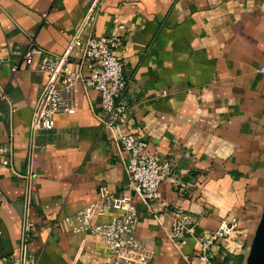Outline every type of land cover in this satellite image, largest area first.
I'll return each instance as SVG.
<instances>
[{"label": "crops", "instance_id": "1", "mask_svg": "<svg viewBox=\"0 0 264 264\" xmlns=\"http://www.w3.org/2000/svg\"><path fill=\"white\" fill-rule=\"evenodd\" d=\"M95 3V20L84 23ZM119 24L115 53L124 61L130 107L122 128L144 133L148 153L173 168L151 207L133 197L144 245L137 264H187L167 235L180 209L197 218L196 233L222 218L237 223L243 251L230 254L222 242L214 251L227 264H243L264 191V0H0V74L9 84L0 139L13 145L12 164L0 168V264H107L112 257L89 230L53 225L103 189L128 192L119 146L97 116L99 91L76 85L75 110L56 113L55 127L33 136L48 74L32 65L11 80V63L30 32L62 53L82 25L87 37L109 35ZM70 56L78 68L79 50ZM26 217L37 231L25 238ZM186 238L181 249L195 254L194 236Z\"/></svg>", "mask_w": 264, "mask_h": 264}, {"label": "built area", "instance_id": "2", "mask_svg": "<svg viewBox=\"0 0 264 264\" xmlns=\"http://www.w3.org/2000/svg\"><path fill=\"white\" fill-rule=\"evenodd\" d=\"M97 3L89 9L84 23L94 21ZM44 20L49 21V11L43 12ZM119 24L104 36L89 35L82 37L80 31L73 37L68 49L62 53L45 49L38 44L36 33L28 34L27 45L20 57L11 63V80L23 67L34 65L36 69L48 74V81L36 105L32 130L37 133L55 127L56 113L75 110L74 89L81 84L93 87L101 95V112L97 114L103 127L119 146L122 163L128 174V192L123 195L103 189L100 195L77 212L58 218L53 225L65 232L77 233L89 230L109 246L111 259L107 264H137L144 254L143 241L136 233L140 210L133 200L135 194L149 207L150 201L158 199L162 181L169 177L173 168L169 160L159 159L148 153V140L139 131H125L122 125L128 119L129 103L124 96L128 79L124 73V61L115 53L122 43L123 36ZM77 48L80 52L79 67H72L70 51ZM38 55L37 61L35 57ZM5 58L0 56V63ZM264 70V68H263ZM9 98V84L0 74V117L4 113L3 103ZM13 145L11 141L0 139V168L12 164ZM31 176V173L29 174ZM2 186L0 182V195ZM160 210L162 207L159 205ZM115 209L109 220L99 221L101 215ZM197 218L187 210L174 211L172 225L167 235L180 249L187 264H227L216 257L214 245L222 242L226 251L235 254L243 251L241 230L237 223L222 218L216 227L204 228L195 232ZM37 226L29 219L25 223V238L35 233ZM1 232V230H0ZM195 239L196 253L190 254L181 249L186 243V235ZM1 255V253H0ZM7 259V256L3 257ZM25 255L16 257L24 261Z\"/></svg>", "mask_w": 264, "mask_h": 264}, {"label": "water", "instance_id": "3", "mask_svg": "<svg viewBox=\"0 0 264 264\" xmlns=\"http://www.w3.org/2000/svg\"><path fill=\"white\" fill-rule=\"evenodd\" d=\"M27 220L28 218L26 217L25 223ZM243 264H264V191L262 210L251 237Z\"/></svg>", "mask_w": 264, "mask_h": 264}, {"label": "rangeland", "instance_id": "4", "mask_svg": "<svg viewBox=\"0 0 264 264\" xmlns=\"http://www.w3.org/2000/svg\"><path fill=\"white\" fill-rule=\"evenodd\" d=\"M247 252V251H246Z\"/></svg>", "mask_w": 264, "mask_h": 264}]
</instances>
